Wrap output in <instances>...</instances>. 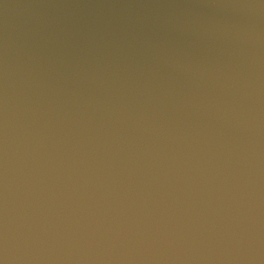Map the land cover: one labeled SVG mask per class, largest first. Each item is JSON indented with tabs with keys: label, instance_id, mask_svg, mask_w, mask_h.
Wrapping results in <instances>:
<instances>
[{
	"label": "water",
	"instance_id": "obj_1",
	"mask_svg": "<svg viewBox=\"0 0 264 264\" xmlns=\"http://www.w3.org/2000/svg\"><path fill=\"white\" fill-rule=\"evenodd\" d=\"M0 264H264V0H0Z\"/></svg>",
	"mask_w": 264,
	"mask_h": 264
}]
</instances>
